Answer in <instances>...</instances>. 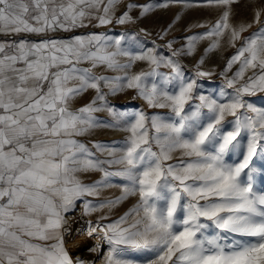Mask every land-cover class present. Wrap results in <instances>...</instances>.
<instances>
[{"label": "snow or ice", "instance_id": "snow-or-ice-1", "mask_svg": "<svg viewBox=\"0 0 264 264\" xmlns=\"http://www.w3.org/2000/svg\"><path fill=\"white\" fill-rule=\"evenodd\" d=\"M240 2L204 0L202 6L222 12L187 38L188 55L206 38L212 42L205 53L222 39L235 49L221 73L226 87L205 95L197 78L213 72L187 76L174 59L180 50L170 57L143 46L133 51L123 36L105 33L45 38L94 21L125 24L134 7L143 16L185 0L129 4L119 16L120 0H0V35L13 37L0 41V264H94L66 246V214L114 178H121V195L100 209L138 200L107 225L106 216L95 226L89 221L87 236L102 231L107 252L99 242L87 250L103 254V264H264V102L250 100L264 93V7L253 9L251 22L233 24ZM253 24L256 30L244 36ZM137 61L149 69L131 72ZM161 65L171 71L161 72ZM129 89L149 108L169 112L118 110L109 97ZM88 90L92 99L73 109L71 101ZM104 110L110 119L95 115ZM100 127L128 135L91 147L78 139ZM104 151L109 158L96 154ZM96 171L102 176L92 183L79 178ZM84 209L97 206L85 200Z\"/></svg>", "mask_w": 264, "mask_h": 264}, {"label": "rangeland", "instance_id": "rangeland-1", "mask_svg": "<svg viewBox=\"0 0 264 264\" xmlns=\"http://www.w3.org/2000/svg\"><path fill=\"white\" fill-rule=\"evenodd\" d=\"M166 0H120L119 10H126L127 5H155L157 3H164ZM204 0H185V3H170L167 8L163 7H153L151 11L147 12L145 15L141 16V8L134 7L130 11V15L133 17L132 22L123 24V43L125 46L129 47L130 50L139 51L140 46H143L144 50L155 48L159 55L164 57H170L173 51L180 50V55L174 57L175 60L179 62L182 66V70L187 76L192 78L196 77V72L198 70L202 71H212L213 75L211 77H201L197 78L198 83L203 85V94H219L221 87H226L225 77L221 75L225 70L227 60L231 55L235 53V49L228 45L226 39L221 40L220 47L205 53V49L212 42V38H206L198 40L195 45V50L191 55L185 54L187 51L188 37L201 34L205 31L206 27L211 26L220 16L222 9L215 7H205L202 6ZM264 7V0H241L239 5H234L235 15L230 18L233 24H239L241 21L251 22L253 17V9ZM179 16V19H177ZM171 25V27H169ZM204 25L205 27H200ZM121 27V25H119ZM257 25L253 24V27L248 29L243 35L247 36L250 32L255 31ZM143 29V31H141ZM166 33V34H165ZM121 35V36H122ZM121 38V37H120ZM119 38V39H120ZM169 41L172 42V47H168ZM239 46V43L237 44ZM201 57L204 58V63L199 64ZM123 60L127 58H120ZM239 67L238 64H234L232 69L227 73L230 78L232 74ZM149 65L143 61H137L136 64L131 69V72H139L141 70L147 71ZM161 72L169 73L170 68L161 65L159 69ZM105 74L117 75L119 73H113L111 71H106ZM251 75V70L246 73ZM87 102L92 99L95 95L94 90H88ZM110 102L115 105L120 111H135L143 110L149 116L152 114H167L169 109H159V108H149L146 102L139 96H137L135 90H125L124 92L118 93L115 96L109 97ZM250 100L255 102L257 106H260L264 102V93H257ZM101 119H110L109 114L106 110L98 112L95 114ZM127 132L118 128H106L100 127L92 130L88 135H86V144L91 147L93 142H101L104 144H112L114 141H123ZM101 159L109 158L107 152H97L96 153ZM179 157V152L173 154V159ZM119 166H113V169ZM102 173L96 172H84L79 174V178L84 183H92L93 181L99 180ZM121 178H114L109 182V185L102 186L97 189L96 194L92 196H87L82 198L77 202V206L70 213L66 214V219L68 220V228L70 230V223L77 220L79 223H87V225H82L78 228L79 232H83L89 229V221L95 222L99 220L101 216H106L107 219L101 221L102 225H107L115 221L118 217L122 216L130 208L136 204L138 196H129L126 200L122 201L115 206H105L103 209L99 208V203L105 200L114 199L121 195L122 184ZM261 183L259 178L256 181V188L259 189ZM85 200L91 201L97 206V211L90 213H85L84 204ZM82 221V222H81ZM131 219L129 220V223ZM102 231H98L92 237L84 240V245L90 247L92 244H101L100 252L106 254L107 245L102 241ZM72 235L66 237V242ZM68 247V246H67ZM74 253V250L71 249ZM72 253V254H73ZM103 254L95 253L97 259L102 258Z\"/></svg>", "mask_w": 264, "mask_h": 264}, {"label": "crops", "instance_id": "crops-1", "mask_svg": "<svg viewBox=\"0 0 264 264\" xmlns=\"http://www.w3.org/2000/svg\"><path fill=\"white\" fill-rule=\"evenodd\" d=\"M118 8H119V6L116 7V16H119L123 11H125L124 9L122 11V10H119ZM119 25H121V27H119ZM122 25L123 24L115 23V20H114L112 24L97 26L96 22L94 21L93 23L88 24L87 27L75 28L69 32H65L63 30H57L55 32H48L45 34V38L50 37L53 39L67 40V39H70L73 36H77V35H88L90 33H97V34L105 33L110 37H113L115 39H119L121 37V35L123 34V28L124 27ZM23 35L27 36L29 34H23ZM30 38L39 39V37H35V36H31ZM11 39H13V37H10V36L5 37L3 35H0V41L11 40ZM82 66L88 67L87 64H84ZM86 102H87V94L85 92V93L75 97L71 101V107L73 109L79 108V107L85 105ZM78 139H80L83 142H86V136L78 137ZM66 246H67V242H66Z\"/></svg>", "mask_w": 264, "mask_h": 264}, {"label": "bare ground", "instance_id": "bare-ground-1", "mask_svg": "<svg viewBox=\"0 0 264 264\" xmlns=\"http://www.w3.org/2000/svg\"><path fill=\"white\" fill-rule=\"evenodd\" d=\"M82 222V221H81ZM82 225H87V223H79L76 221H74L73 223H70L69 227L71 230V238L68 241V248L71 250H74L73 255L80 257L86 261H94V264H103V259H97L94 258L95 257V253L89 252L87 249L91 248L93 246H95L96 244H92L90 245V247H86L84 245V240L88 239L89 237L87 236V232L88 229L77 233V230L79 227H81ZM86 241V240H85Z\"/></svg>", "mask_w": 264, "mask_h": 264}]
</instances>
